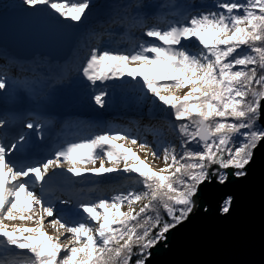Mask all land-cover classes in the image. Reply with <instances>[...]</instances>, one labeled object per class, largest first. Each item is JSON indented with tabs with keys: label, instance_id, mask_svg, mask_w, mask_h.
<instances>
[{
	"label": "snow or ice",
	"instance_id": "snow-or-ice-1",
	"mask_svg": "<svg viewBox=\"0 0 264 264\" xmlns=\"http://www.w3.org/2000/svg\"><path fill=\"white\" fill-rule=\"evenodd\" d=\"M11 7L37 25L43 18L76 29L54 30L50 38L77 46L93 4L13 0ZM104 7L99 41L82 60L34 64L30 77L13 81L12 91L7 73L13 62L0 51V264H148L152 249L192 215L201 185L246 177L256 150L264 149V0H113ZM120 33L135 35L131 48L111 46ZM64 84L86 90L89 107L101 113L118 93L135 90L139 111L160 121V127L146 126L154 142L127 128H107L67 142L43 161L17 158L35 147L34 138L43 139L45 124L36 111L28 119L10 117L6 106L44 109ZM17 122L20 130L5 143ZM164 127L175 142L164 139ZM126 145L142 150L145 159ZM149 155L164 166L154 169ZM58 177L70 183L127 180L140 190L81 203L73 220L45 198ZM231 202L224 200L221 214L229 213Z\"/></svg>",
	"mask_w": 264,
	"mask_h": 264
},
{
	"label": "water",
	"instance_id": "water-1",
	"mask_svg": "<svg viewBox=\"0 0 264 264\" xmlns=\"http://www.w3.org/2000/svg\"><path fill=\"white\" fill-rule=\"evenodd\" d=\"M8 3L12 5L13 0ZM0 19V51L18 61L41 56L63 64L74 53L75 46L53 43L50 33L71 34L76 29L50 26L43 18L37 25L11 6L0 9ZM79 27L84 29L82 24ZM247 173L241 179L230 177L223 185L215 181L201 185L192 215L152 249L148 264H264V149L256 150ZM228 197L232 198L230 211L221 214L219 208Z\"/></svg>",
	"mask_w": 264,
	"mask_h": 264
},
{
	"label": "rangeland",
	"instance_id": "rangeland-1",
	"mask_svg": "<svg viewBox=\"0 0 264 264\" xmlns=\"http://www.w3.org/2000/svg\"><path fill=\"white\" fill-rule=\"evenodd\" d=\"M8 1L9 0H0V9L2 7L9 8L11 5L8 3ZM98 17H100V15H98ZM89 23H90V20H89V18H87V22L85 24L83 23L84 29H89V27H90ZM133 37H134V34H133L132 38ZM132 38L131 39L127 38L128 42H125L124 40L120 39V40H118V43L121 44L122 48H123V46H125L124 48H126V45H128V48H131L133 40H134V39L132 40ZM104 41H105L104 46H108L109 41L106 39ZM80 46L85 47L86 54L89 51V49L91 47H93V45H90V44L85 45V43H82V41H81L79 45L75 46V48L73 49L72 52H75L77 50V48H79ZM112 47L115 48L114 45ZM40 57L41 56L34 57L33 60L30 61L29 63L30 64H41L43 66L44 63L42 61H44V60H40ZM67 62H65V63H67ZM53 64L55 65L56 63H53ZM22 68H24V66ZM13 69H14V67H13ZM20 70L18 68L16 69V71H19L21 74L19 76V79H21V80H19V81H22L25 77V74L22 73ZM15 81H18V76H16ZM8 83H9L8 91H12L14 85L12 82H8ZM15 87H18V85H16ZM177 94L183 95V91H180ZM137 99H138V93L135 90L128 89V90H125L124 94L118 93L117 102L114 105L110 106L105 111H103L102 113L92 109L91 115L93 118L92 117L91 118L94 119L95 122H97V123H94L89 127L87 126L85 128L86 129L85 131H87V132L95 131V133H96V132H99L102 130H106L107 128H111V127H113L112 125H114V123L116 124V122L119 123V121H120L118 126L114 129H119V127H120V129L127 128L131 131V133H133V131H134V135H139L140 137H141L140 132H143L142 138L149 136V137H151L150 139H152L153 136L149 133V131L146 130V126H148V125H145L144 121L150 120V122H152L151 126H153V123L155 124L154 127H158L160 121H159V119H149L146 110L144 113H141L139 111V109L137 108V103H136ZM62 104L71 105V106H68V108L73 109V110H77L81 107L87 108L86 107L87 91L80 89L77 86H70L68 84L65 86L63 85L62 87H60L58 89L56 96L54 97L53 102L50 104V106H54V105L59 106ZM35 111H36V113H38L40 110H35ZM115 115H117V116H115ZM73 120L74 119H72L68 123H66V125L63 128V131H66L68 129L69 125L71 124V122H73ZM105 121L107 122L106 125H104ZM112 121H113V123H112ZM100 124H102V126H100ZM95 127H97V128H95ZM46 132H48L47 129H46ZM63 134H64V132L58 133V134L55 133L53 136H51L49 138V140L51 142H53L55 139H58V137H60V139H63ZM85 134L88 135V133H85ZM70 141H73V140H70ZM70 141H67V142H70ZM67 142H65L63 145H65ZM152 142H154V140L150 141V143H152ZM52 145H54V144H52ZM126 147H132L133 151L137 152V154L140 156L141 159H145L144 152L142 150L136 148L133 145H126ZM57 149H54V152ZM54 152H52L51 156L54 155ZM147 161L154 169H157V170L159 167L164 166L161 160H153V158L150 155L147 157ZM97 166H98V164H97ZM122 166L123 165H121V167ZM62 171H63V169L57 170V172H62ZM58 179L63 181L64 185L62 187H58V185L56 183H54L55 181L50 183L47 186L46 195L53 193L54 188H56L58 190H62L63 191L62 195H64V197L66 196V193L68 191H72L74 193V196H76V198L78 199V201L74 204V206L72 205V207H70L67 204H61L60 203L61 199H59V201H57V202H54V204H55V207L57 210V214H61V213L69 214L73 220L79 219L78 213L80 212L79 205L81 203H89V202H93V201L100 199L98 197V195H100L101 192H99V191H101L102 189L108 190V187L110 185H112L114 182V180H105V181L98 183V184H93L90 182L85 183L83 181L76 182V183H70V182L64 180L62 177H58ZM73 186H76L74 190L72 189ZM36 190H38V189H36ZM104 193H108V192L104 191ZM68 204H71V203H68ZM136 208L138 210L139 205H136ZM127 210L128 209L126 206L121 208V211H127ZM49 219H51V218H49ZM5 223H9L10 227L11 226L34 227L35 226L31 223L20 222V221H16V222H7L6 221ZM45 231L48 232L49 235H53V236L56 235V232L53 229H51L50 227H46Z\"/></svg>",
	"mask_w": 264,
	"mask_h": 264
},
{
	"label": "bare ground",
	"instance_id": "bare-ground-1",
	"mask_svg": "<svg viewBox=\"0 0 264 264\" xmlns=\"http://www.w3.org/2000/svg\"><path fill=\"white\" fill-rule=\"evenodd\" d=\"M105 37L103 38V40H108L109 41V37L107 36V35H104ZM135 38V36L132 38V40ZM120 39H122V40H124L125 42H128L127 41V38L125 37V36H123V37H119V35H114V36H112L111 37V46H115V47H119L120 49H123L125 46H123V48L121 47V44L120 43H118V40H120ZM126 48H128V45H126ZM7 59H9V60H11L12 62H13V67H14V70L13 71H9L8 73H7V80H8V82H12L13 83V81L14 80H16V76H18V81L19 80H21V79H19V76L21 75L20 74V72L19 71H16V69L18 68V69H21L24 65H26L28 62H22V61H17L15 58H12V57H10V56H7L6 57ZM0 59H3V57H0ZM40 60H44V61H46V60H48V59H45V58H41L40 57ZM51 63V62H50ZM51 64H53V63H51ZM18 74V75H17ZM66 84H64V86H65ZM60 87H62V86H60ZM59 87V88H60ZM36 116H37V118H38V120L40 121V122H42V123H44L46 126H47V129L49 130V132H46V129H44V135H43V139H48V138H50L51 136H53L55 133H58V132H64V134H63V139L60 141V143L58 144V145H53V147H51V149H50V151L52 152L54 149H57V148H59V147H61V146H63V144L65 143V142H67V141H70V140H78V139H81V138H85V137H87V136H90V135H92V134H94L95 133V131H90V132H87V131H85L86 129V127L88 126H91L92 124H94V123H97V122H95V120L94 119H92L93 117L92 116H90V115H86V116H84V117H81L76 111H74V110H71V111H69V112H67V113H65V117H64V123L67 121V122H69L70 120H72V119H74L73 120V122H71V124L69 125V127H68V129L66 130V131H63V128H62V126L63 125H58L57 123H56V121L54 120V119H52V118H44L43 116H39L38 114H36ZM115 116H117V115H115ZM114 116V117H115ZM92 117V118H91ZM28 118H31V117H26V118H23V119H28ZM116 120V119H115ZM51 122V123H47V122ZM117 121V120H116ZM115 121V122H116ZM138 122V121H137ZM112 123H113V121H112ZM119 123H120V121H119ZM118 122H116V124L114 123V125H112L113 127H111L112 129H114V128H116L117 126H118V124H119ZM151 123L152 122H150V120H148V121H144V124L145 125H148V126H151ZM16 124H20L19 122H17ZM16 124H14V126H16ZM107 124V122L105 121V123H104V125H106ZM155 124L153 123V126H154ZM100 126H102V124H100ZM95 128H97V127H95ZM119 129H120V127H119ZM25 131H29V130H25ZM133 131V130H132ZM85 133H88V135L87 134H85ZM132 135H134V131H133V133H131ZM140 135H141V138L143 137L142 136V134L140 133ZM151 137H147V140L150 142L151 141V139H150ZM42 139V140H43ZM34 140L36 141V140H41L39 137H36V138H34ZM54 183H56L57 185H58V187H62L64 184H63V181H61L60 179H58L57 178V180H55V182ZM75 187L76 186H73L72 187V189L74 190L75 189ZM38 189V188H37ZM39 190V189H38ZM38 190H36L37 191V193H39V191ZM54 190V192L53 193H51V194H49V195H45V198H46V200H51V201H53V202H57V201H59V199H61V200H68L69 201V203H71V204H67V205H69L70 207H72V205L74 206V204L78 201V199L76 198V196H74V193L72 192V191H68L67 193H66V196L64 197V195H62V190H58V189H56V188H54L53 189ZM74 209V208H73Z\"/></svg>",
	"mask_w": 264,
	"mask_h": 264
},
{
	"label": "trees",
	"instance_id": "trees-1",
	"mask_svg": "<svg viewBox=\"0 0 264 264\" xmlns=\"http://www.w3.org/2000/svg\"><path fill=\"white\" fill-rule=\"evenodd\" d=\"M113 0H92V4H93V8L92 11L88 13V17L90 20V27L88 29V31L86 33H84V38L82 40V43H85V45H97L98 41H99V36L97 34L102 32V28L101 25L99 23V21H101L104 16L105 13L107 11V9L104 7L106 4L112 3ZM207 3H211V0H206ZM98 15H100V17H98ZM87 18L84 21V24L87 22ZM106 35V34H105ZM119 37H127L128 39H131L133 34H127L125 35L124 33H120L118 34ZM135 36V35H134ZM105 36H103L104 38ZM86 55V50L85 47H79L77 48V50L71 55L70 59L68 60V62L70 61H76L77 63L82 60L84 58V56ZM44 63L43 66H47L48 64H51L49 60L46 61H42ZM67 62V63H68ZM54 65V64H52ZM34 66V64H30L27 63L26 65H24V68H22L20 71L22 73L25 74V77H30L31 76V71L30 69ZM24 77V78H25ZM160 127V123L159 126ZM141 134H143V132H140ZM164 139L166 141H173L175 142V138L172 135V133H170L168 131V129L166 127H164ZM151 140H154V137H152ZM130 189H136V190H140V186L132 184L130 181L127 180H114L113 184L110 185L108 187V190L106 189H102L101 194L98 195V197L101 199H110L112 195H114L116 192L118 191H128ZM108 192V193H104ZM135 259V258H133Z\"/></svg>",
	"mask_w": 264,
	"mask_h": 264
}]
</instances>
